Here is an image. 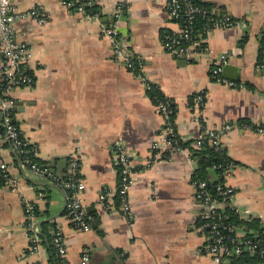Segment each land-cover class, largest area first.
I'll return each instance as SVG.
<instances>
[{"label": "crops", "instance_id": "1", "mask_svg": "<svg viewBox=\"0 0 264 264\" xmlns=\"http://www.w3.org/2000/svg\"><path fill=\"white\" fill-rule=\"evenodd\" d=\"M165 1L78 0L75 5L83 3L86 12L98 13V18H84L61 0H13L18 9L41 5L50 12L43 25L30 19L14 23L16 38L33 47L38 64L34 83L12 92L21 102L14 119L49 173L42 176L24 166L10 142H0V161L17 180L15 188L0 182V264H48L56 224L63 231L62 264H81L84 251L86 264H230L199 251L206 241L204 206L195 196L191 175L196 164L189 150L151 149L162 119L142 77L175 104L174 124L184 141L230 125L220 142L233 164L225 179L234 190L231 204L264 224V134L255 129L264 126V72L257 68L264 57V0H191L241 23L203 34L209 50L199 48L185 61L162 47L161 33L182 27L168 15ZM120 2L126 7L116 19L113 12ZM89 4L97 10L87 11ZM112 23L141 60L138 72L114 60L113 45L102 32ZM223 56L222 69L224 64L232 68L221 76L231 84L212 77L214 62ZM195 93L204 96L199 109L191 107ZM117 143L132 154L130 216L119 209L114 193L111 209L98 201L102 188L118 184ZM72 152L79 156L85 184L78 195L94 216L87 231L65 215L68 194L58 182L69 169ZM42 177L53 185L42 184ZM26 202L38 208L31 226ZM31 235L39 238L36 252L30 250Z\"/></svg>", "mask_w": 264, "mask_h": 264}, {"label": "built area", "instance_id": "2", "mask_svg": "<svg viewBox=\"0 0 264 264\" xmlns=\"http://www.w3.org/2000/svg\"><path fill=\"white\" fill-rule=\"evenodd\" d=\"M78 0H61L63 6L69 10H76L83 13L84 18H98V13H88L84 10L83 3L75 5ZM90 3V0H85ZM125 3L120 2L114 9V18L119 19L124 14ZM165 9L168 15L175 20H182V27L178 32H162L161 43L163 49L177 57L187 58L196 52L199 48L208 51L209 46L203 38V34L216 28H227L241 23V20L235 19L228 14L211 15L209 9L201 7L191 0H166ZM198 15L206 16L207 23L197 32L195 28V18ZM50 12L41 5H33L27 9H18L13 0H0V142L6 139L10 142L12 148L22 156L23 165L32 171L45 176L48 169L41 166L33 159L36 156L37 148L30 146L22 135V132L14 119L15 99L12 96L14 88L19 86H29L35 81V68L38 61L34 57L33 47L26 41L16 38L14 23L18 20L30 19L38 25L48 22ZM104 37L113 45L114 60H122L127 67L135 69L140 66L141 60L134 56L123 44V37L118 32L115 23L110 26H103ZM264 50V49H263ZM224 56L220 61L214 62L212 77L217 81L231 84L221 76ZM136 63V64H135ZM257 68L264 72V57L257 63ZM146 89L148 81L142 77ZM191 107L199 109L204 103L202 93H195L191 96ZM172 100L164 98L155 103L156 112L162 119V128L157 139L152 143L151 149L158 153L165 151L172 153L184 151L186 147L181 145L184 140L177 134L174 115L176 107L172 106ZM245 125V124H244ZM230 127L229 124L221 126L217 130H210L208 135L211 137L213 145H219L220 134ZM255 129L264 134V126H255ZM203 144L202 136L191 143L194 148H199ZM188 149V148H187ZM189 150V149H188ZM2 147L0 146V156ZM116 163L119 169V180L114 189L104 187L98 193V201L104 205L105 209H111L112 195H116L119 209L130 216L131 207L128 201V190L133 183L131 159L132 154L121 144H116L114 148ZM190 152V151H188ZM233 164L229 162L223 170L221 177L216 175L215 179L220 180L215 184V189L220 195V199L214 198L206 188V181L193 182L196 190V198L203 204L204 212L202 214V227L206 231V241L200 247L199 251L210 255L217 263L222 262L234 254H239L243 250L253 254L257 250L256 242L250 239H244V227L227 222V215L221 207V204H229L243 219H251L250 214L244 213L237 206L231 204L234 190L225 183V179L231 173ZM79 174V156L72 152L69 156L68 177L64 186L70 190L65 204V215L76 227L82 230H90L94 216L85 210L79 193L84 190L85 184ZM0 177L3 184L15 188L17 180L11 175L9 166L5 161H0ZM34 205L26 202L24 209L28 225L34 217ZM242 232L243 235H239ZM39 238L36 235L30 237V250L36 252L40 248ZM53 245L58 256L63 262L65 246L63 240L62 226L55 225L53 234ZM88 261V253L84 251L81 255V264ZM39 264V263H34Z\"/></svg>", "mask_w": 264, "mask_h": 264}, {"label": "trees", "instance_id": "3", "mask_svg": "<svg viewBox=\"0 0 264 264\" xmlns=\"http://www.w3.org/2000/svg\"><path fill=\"white\" fill-rule=\"evenodd\" d=\"M202 7L211 9L208 4H201ZM85 9L89 12H95L96 6L94 4L85 5ZM211 15L213 13L210 11ZM220 15V14H219ZM181 24L183 23L180 20ZM207 23V17L198 15L195 18V28L198 32ZM167 32V31H166ZM169 32V31H168ZM264 39V38H263ZM262 49H264V42L262 44ZM136 64V63H135ZM136 71L139 68L136 66ZM147 94L154 101V103L159 100H163L166 96L162 93L159 86L153 82H148ZM172 106H175L172 103ZM0 126V131H2ZM203 144L199 148H194L191 145V140L181 142L183 147H186L190 151L191 158L195 161V169L192 172L191 180L192 182L206 181V188L212 194L214 198L220 199V195L215 189V184L220 180V178L215 179L216 175L220 176L223 174V170L226 168L229 162H231L230 157L226 153V148L222 145H213L211 143V137L208 134H203L202 136ZM32 146V144H29ZM19 160L22 161V156H19ZM37 161L36 156L33 157ZM38 162V161H37ZM39 163V162H38ZM41 166L45 167V164L39 163ZM78 174L77 176H79ZM68 170H66L58 182L66 190L67 194H70V190L64 186V182L67 180ZM0 182L3 183V179L0 177ZM34 215L38 214V208L34 206ZM224 212L227 215V222L236 224L238 226L244 227L245 234L244 239H250L257 244V250L251 254L247 250H243L239 254H234L229 256L230 264H264V224L261 219L253 217L251 219H243L239 214L232 208L229 204L223 207ZM207 231V230H206ZM48 264H62L57 250L53 244L49 247V260Z\"/></svg>", "mask_w": 264, "mask_h": 264}, {"label": "water", "instance_id": "4", "mask_svg": "<svg viewBox=\"0 0 264 264\" xmlns=\"http://www.w3.org/2000/svg\"><path fill=\"white\" fill-rule=\"evenodd\" d=\"M181 60H182V61H185V58L182 57ZM231 68H232V66H230V64H224L223 69H222L223 74L225 75L226 71H227V70H230ZM20 103H21V102H16L15 105L17 106V105H19ZM48 164H49V167H50V172H51V173H54V172H55V170L53 169V168H54V164L51 163L50 160H48ZM48 173H49V169H48V171L46 172L45 176H46ZM42 179L44 180V181L41 182L42 184H44V185H45V184H52V183H49V182H45V178H44V177H42ZM52 185H53V184H52ZM49 219H52V217L49 218Z\"/></svg>", "mask_w": 264, "mask_h": 264}]
</instances>
